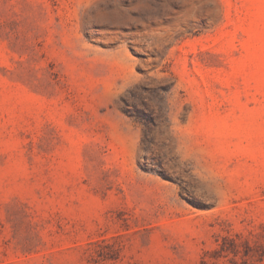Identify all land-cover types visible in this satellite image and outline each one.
Here are the masks:
<instances>
[{
  "label": "rangeland",
  "instance_id": "rangeland-1",
  "mask_svg": "<svg viewBox=\"0 0 264 264\" xmlns=\"http://www.w3.org/2000/svg\"><path fill=\"white\" fill-rule=\"evenodd\" d=\"M0 264H264V0H0Z\"/></svg>",
  "mask_w": 264,
  "mask_h": 264
}]
</instances>
